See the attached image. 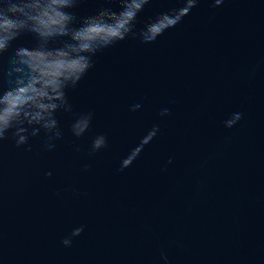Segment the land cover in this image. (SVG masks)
Returning <instances> with one entry per match:
<instances>
[{
  "label": "water",
  "instance_id": "1",
  "mask_svg": "<svg viewBox=\"0 0 264 264\" xmlns=\"http://www.w3.org/2000/svg\"><path fill=\"white\" fill-rule=\"evenodd\" d=\"M0 17V96L59 83L0 136V264H264V0Z\"/></svg>",
  "mask_w": 264,
  "mask_h": 264
},
{
  "label": "clouds",
  "instance_id": "2",
  "mask_svg": "<svg viewBox=\"0 0 264 264\" xmlns=\"http://www.w3.org/2000/svg\"><path fill=\"white\" fill-rule=\"evenodd\" d=\"M2 19V17H0ZM67 19V16H65ZM75 38V37H74ZM5 47V40L0 38V49ZM32 71L38 74L37 78H33L26 85L20 86L16 89L6 92L3 96H0V136L3 132L12 125L16 117L21 114V110L26 104H34L39 111L32 117L33 120L40 121L44 119V113H50L57 105L55 103L42 102L45 98L48 100L54 99L49 93V88L55 91L59 87V83L56 80L46 79L48 73L46 71V65L38 64L32 65ZM86 68L87 65H82ZM40 83L42 86L37 88L35 85ZM26 114V113H25ZM27 115V114H26ZM55 124L53 120L51 124H46V127H51ZM24 137H21L20 142H23ZM65 244L69 241L65 240Z\"/></svg>",
  "mask_w": 264,
  "mask_h": 264
}]
</instances>
